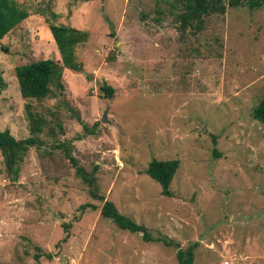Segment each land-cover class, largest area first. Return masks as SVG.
I'll return each mask as SVG.
<instances>
[{"label": "rangeland", "instance_id": "rangeland-1", "mask_svg": "<svg viewBox=\"0 0 264 264\" xmlns=\"http://www.w3.org/2000/svg\"><path fill=\"white\" fill-rule=\"evenodd\" d=\"M15 2L30 16L0 44V129L32 137L27 103L46 125L18 181L0 151V264H180L176 247L102 217L63 145L122 214L195 246L193 264H264V124L252 117L264 96V8L229 7L195 33L181 30L174 0ZM50 12L89 34L83 70H65L62 95L25 100L16 68L61 58ZM153 159L180 161L173 197L145 173Z\"/></svg>", "mask_w": 264, "mask_h": 264}, {"label": "trees", "instance_id": "trees-1", "mask_svg": "<svg viewBox=\"0 0 264 264\" xmlns=\"http://www.w3.org/2000/svg\"><path fill=\"white\" fill-rule=\"evenodd\" d=\"M170 6L172 12H178L176 20L180 24L182 31L192 30L195 33H199L205 28V20L207 17L214 14L225 15L229 7L239 8L246 6L250 10H258L264 8V0H228L227 3L225 0H174ZM159 13L161 15L163 14L162 11H159ZM29 16V11L17 4L15 0H0V44L11 31ZM59 17L57 13L50 12L47 21L53 39L58 47L61 56L60 60L45 59L33 61L16 68L20 94L25 100L35 99L42 101L51 96L56 97L53 88L59 90V95H62L65 91V86L62 81L65 70L69 69L74 72H81L83 70L82 63H79L77 60V49L80 45L88 41L89 34L77 28L55 24L53 21ZM6 89L7 83L3 78V74L0 72V96ZM101 91L106 98L111 99L114 97L115 89L106 83L101 86ZM25 108L33 135L32 137L17 140L10 131L0 129V151L4 158L5 170L13 181H18L21 164L29 150L39 144L37 136L42 134L46 125V120L34 112L31 103H27ZM252 117L254 120L264 124V96L254 107ZM62 147L67 158L76 168L77 175L90 188L92 197L103 202L101 208L103 218L112 220L122 230L141 234L143 241L146 243H162L168 247H176L177 259L180 264L194 263L195 246L184 250L176 241L167 236L155 237L147 226L139 224L133 218L122 214L111 201L97 194V178L95 176L97 171L91 173L86 172L72 155V151L66 145ZM179 167L180 161L177 159H153L148 164L145 173L160 184L162 188L161 194L163 196L173 197L171 185ZM87 207L94 208L95 206H81L83 210ZM66 239H68V236L64 240L66 241Z\"/></svg>", "mask_w": 264, "mask_h": 264}, {"label": "crops", "instance_id": "crops-1", "mask_svg": "<svg viewBox=\"0 0 264 264\" xmlns=\"http://www.w3.org/2000/svg\"><path fill=\"white\" fill-rule=\"evenodd\" d=\"M85 258H71V261L66 258H64V262L67 264H82ZM89 261H94V258H90ZM139 264H156L155 259L151 258L150 261H148V258H141V261Z\"/></svg>", "mask_w": 264, "mask_h": 264}, {"label": "water", "instance_id": "water-1", "mask_svg": "<svg viewBox=\"0 0 264 264\" xmlns=\"http://www.w3.org/2000/svg\"><path fill=\"white\" fill-rule=\"evenodd\" d=\"M114 28V25L112 24L111 25V30ZM103 122H106L107 121V115L105 114L104 115V118H103V120H102Z\"/></svg>", "mask_w": 264, "mask_h": 264}, {"label": "built area", "instance_id": "built-area-1", "mask_svg": "<svg viewBox=\"0 0 264 264\" xmlns=\"http://www.w3.org/2000/svg\"><path fill=\"white\" fill-rule=\"evenodd\" d=\"M225 264H229L228 262H225Z\"/></svg>", "mask_w": 264, "mask_h": 264}]
</instances>
